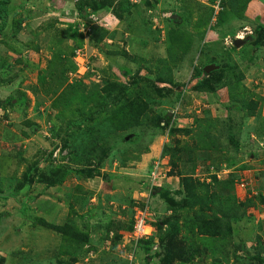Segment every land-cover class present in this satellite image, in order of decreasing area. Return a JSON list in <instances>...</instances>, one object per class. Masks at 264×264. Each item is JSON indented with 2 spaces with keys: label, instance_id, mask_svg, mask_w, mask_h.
<instances>
[{
  "label": "rangeland",
  "instance_id": "obj_1",
  "mask_svg": "<svg viewBox=\"0 0 264 264\" xmlns=\"http://www.w3.org/2000/svg\"><path fill=\"white\" fill-rule=\"evenodd\" d=\"M73 1L76 0H11L13 6H19V12L17 15L8 16V24L4 27L6 36L2 38L5 43L0 40V97L16 95L17 90L25 91L27 94L24 105L10 107L7 116H4L0 109V190L5 195L0 196V254L5 259L4 264H59V261L72 259L70 254L62 252L68 244L63 242L58 234L39 224H32L31 219L23 215L20 208L22 203L26 202L29 208L27 212L31 215L34 213L48 220L50 218H56V221L60 218L65 220L68 212L61 199L67 188L78 193L79 191L75 190L77 184L81 186V196H85L86 199L89 195V199L86 201L81 199L74 203L76 214H72L71 218L75 220L79 228L89 233L92 242L89 248L85 245L78 251L73 264H125L126 260L130 259L122 255L121 239L112 246L109 241L110 236L104 238L106 235L97 226L98 223L113 219L115 224H129L134 207L143 206L144 201L148 203L152 221L158 218L163 219L171 213L166 207L169 203L164 201L159 194L146 195L147 184H145L150 175V172L146 175L149 164L155 165L153 161L160 158L161 147L170 140V136L166 139L165 136L155 137L151 143L145 137L141 147H149L148 152L141 154L140 160L135 158L127 160L129 162L125 165L116 153H113L114 157H111L110 153L104 159L99 174L90 179L77 180L75 177H70L60 185L59 189L47 187L45 193L40 192L45 184H32L29 189L24 188L21 192L11 193L13 188L15 190V178H23V173L33 159L42 158L51 152L53 164L67 163L61 157L68 151L66 147H63L62 140L51 131L57 110L52 108L47 92L40 89L34 93L30 88L40 83L37 75L38 69L46 65L47 59L54 58L55 61H59L60 67L67 66L68 83L69 80L87 82V79L98 82L101 75H106L104 71L112 70L121 82H125L129 75H124L123 69L130 68L134 71L139 62L146 63L147 67L151 65L155 67L159 61L158 57L166 56V30L171 25L170 21H167L169 15H179V20H176L177 24H181L187 30H192L198 18H206L210 11L207 8L209 6L213 8L214 5L208 0H148L154 6L147 8L142 5L144 9H147L143 13L144 19L151 23H146L144 29L150 28L151 31L140 32L138 27H134L133 32H124L125 34L121 36L118 33L123 31L125 24L109 12L104 16L108 20L104 19L100 23L102 25L106 23L109 30L117 29L115 37L105 38L97 45L85 36L80 46L78 42L71 39H66L61 45H57L54 43L55 37H51L55 28L80 20L77 10L73 7ZM135 1L138 4L146 0ZM29 11L33 13L37 11V14L30 17L28 16ZM245 15L247 17L245 20L234 21V24L226 25L225 33H218L217 30L212 29L214 26L210 27L208 23L200 28L199 33H191L195 36L191 49L187 50L181 59L179 58L180 52L177 53L178 68L172 72L174 84L157 83L158 87L178 85L176 90H183L181 98H175L166 107L170 114L175 113L174 116L172 115L173 121L171 122L176 128L193 126V120L196 117H216L221 122L230 119L229 121L233 123L237 121L240 123L243 119L240 125L242 135L238 134L240 150L236 152L231 149L229 152L232 154V163L229 165L227 162H220L215 166L207 159L199 162L193 170L194 177L207 180L210 179L209 174L214 171L218 178L223 180L227 179L231 173L234 184L230 192L234 194L236 201L240 202L258 193L264 195V128L260 127L264 125V119L260 120L264 116V45L256 50L255 60L251 61L247 59V51L242 52L240 46H235L234 52L230 47L236 37L246 38L247 41V34L252 33L257 20L264 23V0H251L247 5ZM20 18L22 20L18 24L16 21ZM52 20L57 21V24L50 26ZM139 22L138 18L135 19L133 26L140 25ZM206 30L207 41L211 42L210 48L208 49L205 45L198 52L200 38L204 36ZM27 43L37 46L40 44V50L38 52L29 51ZM71 46H73L71 51L74 50V52L68 49ZM62 48H66L63 57L61 53L58 54L59 49ZM122 50H125L127 54ZM222 51L231 54L233 59L231 64H237L242 69L245 64L249 65L246 70H244L245 67L243 69L245 72L242 83L251 93L252 98L261 97L259 105L262 116L260 118L247 116L241 119L239 117L241 111L229 107L230 102H239L240 93H234L233 97L236 99L231 100L228 98L225 87L212 92L193 89L197 80L191 75L193 67L205 60V52L217 56V52L222 53ZM20 55H23L24 60L13 64V59ZM139 57H142L140 61ZM6 66H11V72L7 73L4 68ZM214 66L219 67L217 64ZM3 70L6 75L2 74ZM11 73H16L15 79L12 80L14 83H1L2 79L8 81L9 78H13ZM43 87L49 88V83ZM27 120L35 125L29 126ZM221 122L219 125L222 124ZM65 137L61 136V138ZM171 138L174 141L186 140L191 143L189 135L180 130L174 132ZM118 145L117 143L114 147L119 148ZM141 147H138V150H131L132 153H137ZM228 147L230 148L231 145L228 144ZM147 157L150 159L147 160ZM168 161V155L161 158L158 164V178L155 180L156 185L152 186L155 187L157 183H160V187H164L167 192L173 193L178 199L179 195L174 191L180 190V177L167 175L170 169ZM241 164H246L247 167L240 169ZM45 165L44 162L40 163L41 167ZM218 165L219 168L216 170L215 167ZM173 170L176 173L178 171ZM140 173H144V176ZM169 196L172 195L169 194ZM246 210L244 217L232 221V234L223 241L217 239L214 247L202 248L194 253L187 249L186 257L194 254L189 264H211L215 257H220V264H259V261L253 258L255 254L257 255V251H261V248L256 249L258 241L264 244V203L259 204L257 208L251 205ZM179 236L186 237V241L191 238V234L185 227L181 228ZM59 246L60 249H58ZM154 249L146 252L136 247L135 256L131 259L132 263L158 264L156 257L153 256ZM20 253L23 254L24 259L20 257ZM147 255L149 257L146 262ZM261 256L264 257V252ZM127 264H129L128 261Z\"/></svg>",
  "mask_w": 264,
  "mask_h": 264
},
{
  "label": "trees",
  "instance_id": "obj_2",
  "mask_svg": "<svg viewBox=\"0 0 264 264\" xmlns=\"http://www.w3.org/2000/svg\"><path fill=\"white\" fill-rule=\"evenodd\" d=\"M217 1L208 0L209 3H214L213 8L210 6L207 8L210 10L209 15L202 19L199 17L192 30H187L181 24H177L176 20H179V15L175 14L177 17H168L167 21H170L171 25L166 30V56L158 57L159 61L155 67L153 65L147 67L146 63L139 62L134 71L130 68L123 69V74L129 75L125 82H121L112 70L104 71L106 75H101L102 77H99L98 82L87 79V82L69 80L68 83L67 66L60 67L59 61H55L54 58L47 59L46 65L41 69L39 68L37 73L41 84L36 83L30 88L34 93L40 89L47 92V98L51 100L52 108L57 110L51 131L62 140L63 147H66L68 152L61 159H65L67 163L53 164L51 152L42 158L33 159L23 173V178H15V190L13 188L11 193L21 192L24 188L29 189L32 184H45L40 191L45 193L47 187L59 189L60 185L70 177H75L77 180L90 179L99 174L104 159L110 153L111 157H114L113 153H116L125 165L129 162L127 160L131 158L140 160L141 154L148 152L149 147H141L145 137L151 143L155 137L165 136L166 139L170 136V140L161 147L160 158L153 161V164L156 161L160 162L161 158L168 155L170 169L167 171V175L180 177V190L174 191L179 196L176 199V195L167 192L164 187H160V183H157L158 187H153L152 185H156V183H153L148 177L145 184L150 186L148 188L150 193L159 194L164 201L169 203L166 207L171 213L163 219L158 218L152 221L148 208L147 223L152 231L148 237L138 238L136 246L146 252L155 248L153 256L156 257L158 264H189L194 256V251L214 247L217 239L223 241L229 237L233 232L232 221L244 217L249 206L252 205L257 208L259 204H263L264 195L258 193L245 199V201H236L234 194L230 192L234 184L231 173L229 174L230 178L228 175L227 179L223 180L219 179L216 171H214L209 174L210 179L207 180L194 177L193 170L199 162L207 159L215 166L220 162L231 164L233 158L232 154H229L230 150L236 152L240 150L239 136L242 135L240 129L242 118L247 116L260 118L262 116L259 105L261 97L252 98L251 93L245 89V85L242 83L244 70L249 65L245 64L243 70L237 64H231L233 59L230 53L226 54L222 51V53L217 52V56H214L205 52V60H202L201 64L195 65L191 74L193 78L197 79L193 89L198 91L212 92L225 87L228 98L231 100L236 99L233 97L234 93H240L239 100L237 99L238 103H235L236 101L229 103V107L241 111L239 117L242 120L240 123L238 121L236 123L230 122V119L221 122L216 117L204 116L194 118L191 127L176 128L171 122L173 121L172 115L174 116L175 113L168 114L169 111L166 107L170 101L181 98L183 90H176L178 85H170V87L166 85L158 87L157 85V83L174 84L172 72L178 68L177 53L180 52L179 58L181 59L187 50L191 49L192 43L195 42V36L192 34L199 33L202 26L208 23L210 27L213 25L214 28L212 29L217 30L218 33H225L226 25L247 18L245 11L251 0ZM144 3L141 1L137 4L132 0L73 1V7L77 10V16L80 17V20L68 22L67 25L59 28L56 27L51 37H55L54 43L57 45H61L66 39H71L78 42V46H80L83 36L97 45L105 38L115 37L117 33V29L109 30L107 25L103 26L100 23L106 19L104 16L108 12L113 13L117 19L124 22L123 31L118 33L121 36L125 34L124 32H133L134 27H138L140 32L143 30L151 31L150 28L144 29L146 23H151L144 19L143 13L147 9H144L143 6L148 8V6L153 7L154 5H151L148 0ZM18 8L19 6L12 5L11 0H0V40L4 43L2 38L6 36L4 27L8 24V16L17 15ZM35 14L37 11L34 13L29 11L28 16L34 17ZM137 18L140 20V25L133 26V21ZM212 19L213 21H211ZM21 20L22 18L16 22L20 24ZM56 22L52 20L50 26L57 24ZM59 23L62 25L61 21ZM247 35L246 43L240 48L242 52L247 51V59L251 61L255 58L256 50L264 45V23L257 20L252 33ZM207 37L206 30L204 36L200 38L198 52L205 45L208 46V49L210 48L211 42L207 41ZM26 45L27 48H30L29 51L33 52H38L41 46L40 44L38 46L30 45V43ZM65 47L67 48V46ZM66 48L59 49L58 54L61 53L63 57ZM72 48L73 46L68 49L71 51ZM230 48L232 52L236 50L233 44ZM16 51L18 52V50ZM122 51L126 52L125 50ZM23 55L16 56L13 59V64L22 62L24 60ZM141 59L142 57H139V61ZM208 64H217L219 67L205 72L204 66ZM10 67H4L7 73L11 72ZM2 74L6 75L5 70ZM11 74L13 78H9L8 81L2 79L1 83H14L12 80L15 79L16 73ZM46 83H49V88L43 87ZM26 97L25 91L21 90H17L16 95H9L6 98L0 97V109L4 116H7L10 107L24 105ZM262 119L264 116L260 120ZM219 122L222 124L219 125ZM27 124L29 126L35 125L30 120H27ZM260 127L264 128V125ZM178 130L189 135L191 143L186 140L174 141L171 135ZM61 136L66 137L61 138ZM117 143L119 148H115ZM228 144L231 145L230 148ZM138 147H141V150L133 154L131 150H138ZM42 162L46 163L44 167L40 166ZM154 166L149 164L146 175L153 171ZM246 167V164L239 165L240 169ZM215 168L217 170L219 165ZM173 169H177V173ZM80 189L81 186L77 184L75 190L79 191L78 193L72 192L70 188L64 191L61 200L65 203L68 212L65 220L61 218L59 221H56V218L48 220L45 217H38L34 213L31 215L27 212L29 208L26 202H23L20 208L21 213L30 218L32 224H39L43 228L55 232L63 242L68 244L62 252L70 254L72 259L59 261V264H73L78 251L83 249L85 245H87L86 248L91 246L92 239L89 233L79 228L75 220L71 218L72 214H76L74 203L81 199L84 201L89 199V195L86 196V199L85 196H81ZM0 196H5L1 190ZM146 203L144 201V205ZM132 225L133 215L130 217L129 224L126 223V225L115 224L113 219H107L106 222L98 223L97 226L105 233L104 238L110 236L109 241L113 246L118 240L131 233ZM182 227H185L191 234L188 241H186V237L179 236ZM187 249L193 252L189 257H186ZM256 249L259 251L253 259H257L259 264H264V257L261 256V253L264 252L262 251L264 244L258 241ZM20 257L24 259L22 253H20ZM148 257L149 255L145 258L146 262ZM4 261V257L0 254V264H4ZM127 261L129 264H133L130 260H126L125 264ZM220 261V257H215L211 264H220Z\"/></svg>",
  "mask_w": 264,
  "mask_h": 264
},
{
  "label": "built area",
  "instance_id": "obj_3",
  "mask_svg": "<svg viewBox=\"0 0 264 264\" xmlns=\"http://www.w3.org/2000/svg\"><path fill=\"white\" fill-rule=\"evenodd\" d=\"M158 163L159 161L155 162L153 171L150 172L149 175V178L153 183H156L155 180L158 178L157 177L159 174V172L157 171ZM136 207L137 206L134 207L132 231L126 237H123L121 239L122 255L128 259L130 258L129 259L130 261L135 254L134 251L135 248L137 247L136 246L137 239L142 237H148L152 231L150 225L147 223L148 212H149L148 203H146L144 206H140L137 208Z\"/></svg>",
  "mask_w": 264,
  "mask_h": 264
},
{
  "label": "water",
  "instance_id": "obj_4",
  "mask_svg": "<svg viewBox=\"0 0 264 264\" xmlns=\"http://www.w3.org/2000/svg\"><path fill=\"white\" fill-rule=\"evenodd\" d=\"M171 17H177V15L174 14ZM245 41H246V38L236 37L233 39L232 44H233V46L238 47V46H241ZM212 68H217V67H215L214 64H208V65L204 66V71L208 72ZM168 114H170V113H168Z\"/></svg>",
  "mask_w": 264,
  "mask_h": 264
},
{
  "label": "clouds",
  "instance_id": "obj_5",
  "mask_svg": "<svg viewBox=\"0 0 264 264\" xmlns=\"http://www.w3.org/2000/svg\"><path fill=\"white\" fill-rule=\"evenodd\" d=\"M132 1H134V2H136L135 0H132ZM109 13V12H108ZM105 14H107V13H105ZM174 15V14H173ZM170 17H171V15H169ZM103 26H106V24H104ZM150 186H148V188H149ZM146 195H150V191H149V189L147 190V193H146Z\"/></svg>",
  "mask_w": 264,
  "mask_h": 264
},
{
  "label": "crops",
  "instance_id": "obj_6",
  "mask_svg": "<svg viewBox=\"0 0 264 264\" xmlns=\"http://www.w3.org/2000/svg\"><path fill=\"white\" fill-rule=\"evenodd\" d=\"M149 159H150V157H147V160H149ZM140 174H141V176H144V173H140ZM147 190H148V186H147Z\"/></svg>",
  "mask_w": 264,
  "mask_h": 264
}]
</instances>
